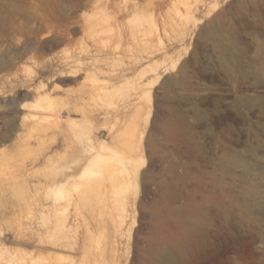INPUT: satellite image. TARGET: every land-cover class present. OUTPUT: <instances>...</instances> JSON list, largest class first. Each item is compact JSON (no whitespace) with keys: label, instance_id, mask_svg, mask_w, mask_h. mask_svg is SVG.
Segmentation results:
<instances>
[{"label":"rangeland","instance_id":"1","mask_svg":"<svg viewBox=\"0 0 264 264\" xmlns=\"http://www.w3.org/2000/svg\"><path fill=\"white\" fill-rule=\"evenodd\" d=\"M44 147L72 183L4 191ZM104 161L133 173L116 196L85 186ZM55 208L78 246L62 264H264V0H0V224L15 238Z\"/></svg>","mask_w":264,"mask_h":264},{"label":"bare ground","instance_id":"2","mask_svg":"<svg viewBox=\"0 0 264 264\" xmlns=\"http://www.w3.org/2000/svg\"><path fill=\"white\" fill-rule=\"evenodd\" d=\"M28 103H31L32 106ZM22 105V108L31 106L34 109H39L42 111H49L56 108V102L49 99L48 97L32 102L25 101ZM134 112L136 122H138L140 112L137 110ZM40 117L33 113L25 114L22 117L21 125L28 128L27 121L32 120L33 123L29 124L30 127L28 128V131H32V133L36 132L34 138H37L39 146L43 147L45 139L49 134L48 131L50 127L39 125L42 118ZM133 123V126L131 125L127 127L126 132L118 138V142H121V140L124 141L123 143L127 147L124 156L128 158L129 165L127 166L129 170H132V172L138 166V161L140 159L138 149L140 147L139 143L142 142V135L139 137V132L137 129L138 126H136L137 123ZM71 131L73 134L72 140H74L76 144L75 150L79 152V154H83L82 156H84V160L93 162L95 155H97L95 150L96 146L94 147V144L90 143L86 145L88 148L87 152L84 150L81 152L78 146V134L73 129H71ZM47 150L48 147L42 148L41 152L36 157L22 163L19 166L20 172L16 176L17 180L12 184H9L8 187L4 189V191L13 190L22 195L28 194L27 200L32 202L36 195L41 193L40 191H44L43 195L47 196L48 198L50 194L48 186L50 184H57L59 187H66L72 183V180L76 177L75 172H70L72 169H68V167H53V158L49 156ZM114 151L119 153L121 149L116 147ZM240 162L241 161L238 160V163ZM37 164L41 168H39L40 170L38 171H34ZM100 170L101 176H98L97 178L88 176V178H86L87 182L85 181L86 179L84 180V182H86V184L84 183L85 186H91L94 188L96 184H99L101 186V191H111L114 196H116L115 191H120V187H122V189H126L129 184L131 185L132 180L130 178L132 177L133 173L126 172L124 174V169L116 166V164H113V162L104 161L100 165ZM60 193L61 192L59 191L55 194L60 195ZM247 194L250 195L251 191H249ZM61 200L62 199L58 196L56 203L58 206L60 205ZM121 213L124 214V211L121 210ZM42 214L38 218L30 217V220L32 218V220H34L35 224L38 226L37 229H20L15 235V238H11L10 236L8 237V234L6 233L7 229L3 228V225L0 224V264H62L61 260L63 258L60 253L65 251L72 252L77 249L78 246H76V242L70 240V232L72 229L68 223V217L60 213L59 208H55V212L51 215H45L44 212ZM36 219H39L40 221L37 222L38 220ZM10 244L15 245V247L17 246V248H11L9 246ZM159 263L174 264L169 252H163L160 254Z\"/></svg>","mask_w":264,"mask_h":264}]
</instances>
